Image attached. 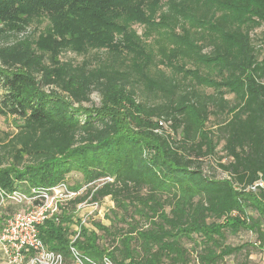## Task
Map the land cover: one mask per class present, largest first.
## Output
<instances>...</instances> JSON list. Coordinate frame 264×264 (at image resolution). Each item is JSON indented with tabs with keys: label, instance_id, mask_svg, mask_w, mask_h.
<instances>
[{
	"label": "trees",
	"instance_id": "trees-1",
	"mask_svg": "<svg viewBox=\"0 0 264 264\" xmlns=\"http://www.w3.org/2000/svg\"><path fill=\"white\" fill-rule=\"evenodd\" d=\"M79 1L0 0V18L18 6L57 10ZM97 1L103 17L153 23L168 51L157 41L159 50L146 51L122 33L119 46L103 47L108 59L90 67L49 56L46 64L45 52L24 43L1 46L0 116L19 124L0 139V204L14 191L33 197L80 175L83 184L70 189L83 193L38 227L64 264L77 206L106 198L109 225L81 226L72 243L96 264H190L192 252L213 264L245 247L225 244L241 232L264 248V188L249 189L264 182V32L257 46L250 34L264 26V0ZM93 92L100 108L83 107ZM138 96L163 101L150 106ZM205 159L224 177L206 175Z\"/></svg>",
	"mask_w": 264,
	"mask_h": 264
},
{
	"label": "rangeland",
	"instance_id": "rangeland-1",
	"mask_svg": "<svg viewBox=\"0 0 264 264\" xmlns=\"http://www.w3.org/2000/svg\"><path fill=\"white\" fill-rule=\"evenodd\" d=\"M165 2L166 0H161L160 3L162 5ZM96 3L99 10L94 8ZM139 10L143 11V16H152V10L147 5L140 6ZM132 11L135 10L131 9L128 12ZM157 12L154 15L155 24L159 23L160 12ZM11 14V19L0 18V47L24 43L33 49L45 52L46 64L49 62V56L60 63L71 62L73 65H80L85 62L88 66L95 67L108 59V55L105 52L107 49L103 47L107 46L108 41L116 42L115 45H117L119 43V35L122 33L133 37L135 41H139L146 51L151 49L157 51L158 44L155 41L162 44L163 49L168 51L167 44L169 43L165 39L166 35H159L153 31L152 29H155L152 27L153 23L147 21L144 23L142 22L143 20L139 21V19L130 20L126 14H122L117 19L114 16L103 17L105 11L97 0H81L71 6L57 10H38L32 7L18 6ZM262 32H264V26L250 30L254 46L259 45L258 39L262 36ZM97 48L100 49L98 50ZM169 48H172V45ZM260 58H264V48L260 51ZM178 61L180 64L186 62L188 63L187 67H191L186 58ZM159 69L167 75H171L170 69L164 65H161ZM46 92L48 91L46 90ZM206 92L210 93L211 90L206 89ZM138 97L150 106H155L163 101L162 98L152 96ZM2 98L3 93L0 90V102ZM226 98L233 100L234 97L229 94L226 95ZM89 100L90 102L83 104V107L100 108L101 98L98 92H93ZM216 122L217 120L211 118L208 126H212ZM18 124L19 120L16 118L0 116V139H4L6 135L12 136ZM221 148L222 144H219L216 149L218 156L222 154ZM202 170L206 175H213L219 179L224 177L216 169L214 160L211 159L204 160ZM66 184L69 188H73L76 184L82 185L83 181L80 175L73 173L66 178ZM29 207V203L16 205L7 201L2 202L0 204V234L12 214L25 211ZM112 207L113 203L109 198L104 199L100 206L96 208L89 204L82 206L76 210L77 212L74 215L75 223L72 224V229L79 231L81 226L91 229V224L96 221H100L105 226L109 225V220L105 218L109 215ZM225 244L232 247L241 245L245 247L240 252L225 256L213 264H264V248H260L254 234L241 232L238 236H228ZM186 247L190 248V245H186ZM33 256V252H19L17 255L12 245L6 244L4 248L0 244V264H27ZM190 257V264H202L196 258L195 253L192 252Z\"/></svg>",
	"mask_w": 264,
	"mask_h": 264
},
{
	"label": "built area",
	"instance_id": "built-area-1",
	"mask_svg": "<svg viewBox=\"0 0 264 264\" xmlns=\"http://www.w3.org/2000/svg\"><path fill=\"white\" fill-rule=\"evenodd\" d=\"M264 188V182L258 181L250 186L251 191L257 188ZM85 187L78 190H73L66 183H60L49 190L41 191L40 195L28 197L19 191H14L6 196L9 201L14 204L29 203V209L12 214L7 222L6 227L0 234V244L5 248L6 244L14 247L17 255L19 252H33L34 256L27 264H64L63 257L55 252L49 251L38 237V227L42 223L60 210V205L66 201L75 199L81 195ZM33 193L35 191L33 190ZM38 200L39 204L35 205L34 200ZM89 204L97 207L96 203L83 202L77 206L80 209L82 206ZM79 231L72 238L70 248L71 263L70 264H96L87 257L78 252L72 245ZM103 264H112L107 258L103 259Z\"/></svg>",
	"mask_w": 264,
	"mask_h": 264
}]
</instances>
